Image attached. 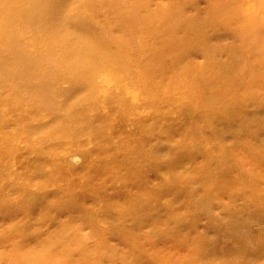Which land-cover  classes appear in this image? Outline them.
Returning <instances> with one entry per match:
<instances>
[{
  "label": "rangeland",
  "instance_id": "rangeland-1",
  "mask_svg": "<svg viewBox=\"0 0 264 264\" xmlns=\"http://www.w3.org/2000/svg\"><path fill=\"white\" fill-rule=\"evenodd\" d=\"M29 1L0 0V264H264V0Z\"/></svg>",
  "mask_w": 264,
  "mask_h": 264
},
{
  "label": "bare ground",
  "instance_id": "bare-ground-1",
  "mask_svg": "<svg viewBox=\"0 0 264 264\" xmlns=\"http://www.w3.org/2000/svg\"><path fill=\"white\" fill-rule=\"evenodd\" d=\"M45 0H30L29 1V6L27 8V10L24 11V14H23V17L27 16V15H32L33 13H35V11L40 8L42 6V4L44 3ZM5 37V36H4ZM0 38V40L6 42L7 39L6 38ZM15 44L14 43H10V47H14ZM86 49H78L71 57V61L72 62H75L74 64L77 65L78 63L84 61V67H86V62L90 65V67H93L95 64L94 62L92 61V58H91V55L90 53L88 52H85ZM24 56V55H23ZM80 58L81 61L79 62H76L78 59ZM5 60V63H8V62H12V63H16L19 65V62H18V57H7V56H4V58H2ZM37 60V59H36ZM68 60V59H67ZM25 62H28L26 59L24 60V63ZM23 63V64H24ZM35 65L34 63H30L27 65V68H23L21 70H18L16 73H15V76L16 78H22V81L21 82H24V81H29L32 79V77H35L34 75V71H35ZM91 79V77H86V80L89 81ZM46 80V83L45 86H48L45 90L43 89V91H48L49 93V84H48V80ZM47 93V94H48ZM50 94V93H49ZM45 95V94H43ZM37 97L38 99L42 98V93L39 91L37 92ZM45 97V96H44ZM46 100L45 98L41 100L44 101ZM264 234V233H263ZM225 238V237H224ZM222 238L223 240L221 242H217L218 243V252H222L223 254H229L231 255L232 257L234 255H238L239 254V249L244 247V241L243 239L241 238V236L238 237V239H232V240H229V242H234L230 245L228 244L224 239ZM217 243H216V246H217ZM212 244V243H211ZM207 246V245H206ZM251 248H252V245L250 244L249 245ZM233 253V254H231ZM225 257V256H224ZM230 257V256H229ZM237 257V256H235ZM223 258V257H222ZM226 258H227V255H226ZM239 258V257H237ZM234 260V259H233Z\"/></svg>",
  "mask_w": 264,
  "mask_h": 264
}]
</instances>
